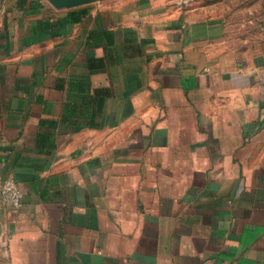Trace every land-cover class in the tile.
<instances>
[{"label":"crops","instance_id":"0c3cea01","mask_svg":"<svg viewBox=\"0 0 264 264\" xmlns=\"http://www.w3.org/2000/svg\"><path fill=\"white\" fill-rule=\"evenodd\" d=\"M10 174L0 264H264V0H0Z\"/></svg>","mask_w":264,"mask_h":264},{"label":"built area","instance_id":"2783aa9c","mask_svg":"<svg viewBox=\"0 0 264 264\" xmlns=\"http://www.w3.org/2000/svg\"><path fill=\"white\" fill-rule=\"evenodd\" d=\"M1 199L5 205L21 207L23 191L13 175H8L0 181Z\"/></svg>","mask_w":264,"mask_h":264},{"label":"water","instance_id":"95a60500","mask_svg":"<svg viewBox=\"0 0 264 264\" xmlns=\"http://www.w3.org/2000/svg\"><path fill=\"white\" fill-rule=\"evenodd\" d=\"M56 7H72L97 0H49Z\"/></svg>","mask_w":264,"mask_h":264},{"label":"trees","instance_id":"16d2710c","mask_svg":"<svg viewBox=\"0 0 264 264\" xmlns=\"http://www.w3.org/2000/svg\"><path fill=\"white\" fill-rule=\"evenodd\" d=\"M83 10H84V9H83ZM83 10H81V12H82Z\"/></svg>","mask_w":264,"mask_h":264}]
</instances>
